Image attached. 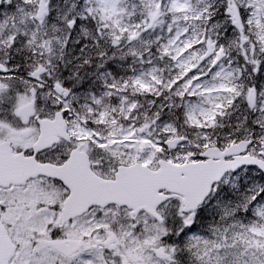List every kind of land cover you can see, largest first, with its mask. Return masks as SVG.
<instances>
[{
    "label": "snow or ice",
    "instance_id": "1",
    "mask_svg": "<svg viewBox=\"0 0 264 264\" xmlns=\"http://www.w3.org/2000/svg\"><path fill=\"white\" fill-rule=\"evenodd\" d=\"M0 264H264V0H0Z\"/></svg>",
    "mask_w": 264,
    "mask_h": 264
}]
</instances>
